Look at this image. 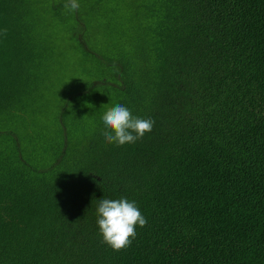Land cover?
<instances>
[{"label":"trees","instance_id":"obj_1","mask_svg":"<svg viewBox=\"0 0 264 264\" xmlns=\"http://www.w3.org/2000/svg\"><path fill=\"white\" fill-rule=\"evenodd\" d=\"M64 2L0 0V264H264V0ZM116 104L153 131L107 143Z\"/></svg>","mask_w":264,"mask_h":264},{"label":"clouds","instance_id":"obj_2","mask_svg":"<svg viewBox=\"0 0 264 264\" xmlns=\"http://www.w3.org/2000/svg\"><path fill=\"white\" fill-rule=\"evenodd\" d=\"M63 7L67 11L75 12L80 4L78 0H65ZM101 119L106 129L102 133L105 141L117 146L136 143L151 133L155 125L152 118L133 116L127 107L120 104L107 110ZM97 217L103 243L114 251L129 247L136 238V226L143 228L147 224L135 202L126 198L101 199L97 206Z\"/></svg>","mask_w":264,"mask_h":264}]
</instances>
